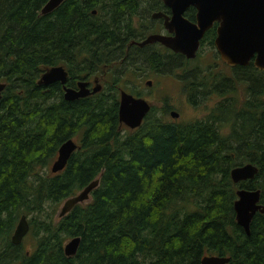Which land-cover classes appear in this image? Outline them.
Returning a JSON list of instances; mask_svg holds the SVG:
<instances>
[{
	"label": "trees",
	"instance_id": "obj_1",
	"mask_svg": "<svg viewBox=\"0 0 264 264\" xmlns=\"http://www.w3.org/2000/svg\"><path fill=\"white\" fill-rule=\"evenodd\" d=\"M47 1L0 0V264H200L206 256L264 264V213L246 235L233 210L238 189L259 190L264 207V71L250 61L222 64L229 74L216 65L187 72L200 53L194 60L171 54L167 66L144 55L130 43L154 31L149 14L161 0H65L41 15ZM194 11L184 17L192 21ZM214 36L209 29L201 44ZM125 53L147 58L156 74L186 70L180 80L192 104L218 101L201 120H164V104L163 118L151 107L139 128L122 127L119 89L140 93L119 73L118 62H130ZM57 66L68 87L105 72L102 91L68 102L59 83L38 85ZM70 139L78 149L64 169L46 172ZM248 163L257 174L234 184L231 169ZM94 180L87 201L54 219L58 205ZM21 216H29L30 251L11 243ZM76 237L77 251L66 257L64 243Z\"/></svg>",
	"mask_w": 264,
	"mask_h": 264
},
{
	"label": "water",
	"instance_id": "obj_2",
	"mask_svg": "<svg viewBox=\"0 0 264 264\" xmlns=\"http://www.w3.org/2000/svg\"><path fill=\"white\" fill-rule=\"evenodd\" d=\"M65 0H48L41 8L40 14L47 15L58 8ZM164 6L171 11V17L161 13L153 14V18L163 19V28L169 35L151 34L142 42H132L139 47L148 44H160L173 53L194 59L199 49L200 40L214 23L216 38L214 46L221 62L228 67L247 66L250 61L253 66L264 71V0H162ZM195 10V22L184 17L187 9ZM95 12H93L94 14ZM68 74L62 66L47 69L39 78L38 85L48 86L59 83L64 92V100L71 102L85 98L89 94L86 83L77 84L78 91L66 87ZM151 85L150 82L147 83ZM4 83H0V101ZM97 89L93 91L96 92ZM118 104V121L127 129H137L145 116L149 113L151 105L143 98H135L124 91L120 92ZM172 119L178 118L176 112H171ZM77 145L68 140L63 143L53 162L50 172L52 174L62 171ZM257 174V168L248 163L231 169L230 178L234 184L252 180ZM98 185V180L89 183L75 196L66 199L58 212V217L66 215L76 204L87 201L91 191ZM237 199L233 203L235 221L249 234V225L254 215L264 213L260 202V191L238 189ZM29 226L25 216H21L11 236V243L20 245L28 233ZM78 237L70 239L63 247L66 257H73L79 246ZM228 258L206 256L200 264H227Z\"/></svg>",
	"mask_w": 264,
	"mask_h": 264
},
{
	"label": "rangeland",
	"instance_id": "obj_3",
	"mask_svg": "<svg viewBox=\"0 0 264 264\" xmlns=\"http://www.w3.org/2000/svg\"><path fill=\"white\" fill-rule=\"evenodd\" d=\"M141 13V12H140ZM136 22V20H135ZM137 23V22H136ZM214 53H211L207 47L200 51V55L197 59L192 62H188L187 64V72L194 71V69L204 70L207 67H213L216 65V69L222 70L225 74H229V70L223 67L222 63L214 58ZM117 68H114L111 71V74L116 72ZM140 69V76L135 72L133 75L128 72L126 76V80H129L136 86L134 91L140 92L147 101H149L151 107L156 109L157 115L160 116V109L163 107L164 104H167V107H170V111L176 112L178 114V118L172 119L169 114L164 117V120L179 123V124H186L192 122L194 120H201L206 117L209 110L214 106V104L218 101V98L210 97L205 101H199L198 98L195 103H191L189 101V94L187 90H185V84L181 82L180 76L184 75V71L176 70L171 73H153L147 71V69ZM197 72V70H195ZM110 74V76H111ZM92 78V77H91ZM124 80V77L122 78ZM146 81H151V87L145 86ZM124 85V84H122ZM200 100V99H199ZM169 111V112H170ZM161 117V116H160ZM163 118V117H161ZM125 130H122L124 132ZM77 143L76 139H73ZM53 160L49 163L48 167L46 168V172H50V167L54 161ZM63 203V202H62ZM62 203L58 205L56 209V214L54 219H57V214L62 206ZM29 219V216L26 218ZM27 236V235H26ZM23 250L30 251L32 248L33 241L29 237L23 239ZM68 240L64 243L66 244Z\"/></svg>",
	"mask_w": 264,
	"mask_h": 264
},
{
	"label": "flooded vegetation",
	"instance_id": "obj_4",
	"mask_svg": "<svg viewBox=\"0 0 264 264\" xmlns=\"http://www.w3.org/2000/svg\"><path fill=\"white\" fill-rule=\"evenodd\" d=\"M161 3H162V0H161ZM193 9V8H192ZM143 10V9H142ZM156 13H161V14H163V15H165V16H167V17H171V11H170V9L168 8V7H166V6H164V4L162 3V7H161V9H156L155 11H153L152 13H150L149 14V16H150V21H151V24H153V25H151L153 28H154V31L152 32V33H145L144 34V36L143 37H140L139 38V41H132V42H137V43H140V42H142L147 36H149V35H151V34H162V35H169L165 30H164V28H163V19L162 18H153L152 17V15L153 14H156ZM195 11H194V15H193V20L191 21V22H195ZM141 14H142V16L143 15H146V16H148V13L146 12V10H143V11H141ZM217 24L216 23H214L213 24V26L210 28V29H212V28H214V32H215V36H214V38L212 39V44L211 45H209L208 44V42L207 43H204V44H201V40L203 39V37H202V39L200 40V44H199V49H198V52L197 53H200V51L201 50H203V49H205V47H207V49H209V51L211 52V53H214L213 54V56H214V58H216V59H218L220 62H221V60H220V57H219V55H218V52L216 51V49H215V46H214V40H215V38H216V28H217ZM207 32V31H206ZM205 32V33H206ZM131 42V43H132ZM130 43V45L131 46H136L137 48H139V49H142V50H144L146 53H144V55H147V57H153L154 59L156 58V59H159V60H161L162 62H163V66L164 65H166L167 66V64H169L170 63V61H173L172 60V58L174 59V57H171V54H173V55H176V56H178V57H183L184 59H186V60H188L187 58H185L183 55H181V54H178V53H173V52H171L170 50H166V51H159V52H156V51H154V49L156 48V47H158V46H161L160 44H157V43H155V44H148V45H145V46H143V47H139V46H137V45H135V44H131ZM163 47V46H162ZM166 49V48H165ZM197 53H196V56H197ZM119 55L121 54V53H118ZM125 55L126 56H128V58L130 57V62H126L124 59H122V60H120L119 62H118V64H119V66H120V68H121V71L119 72L121 75H122V77H124V80H126V76H127V74H126V70L127 69H125V70H123V68L126 66V65H128V64H130L131 62H137V63H139L138 65H139V67H141L142 69H147V71H150V72H152L151 70H150V68H149V66L147 65L148 64V59L147 58H141V60L140 61H137V57L135 56L136 54L135 53H125ZM127 58V59H128ZM196 58V57H195ZM194 58V59H195ZM136 59V60H135ZM194 59H189V60H194ZM222 64H223V62H221ZM253 63V62H252ZM114 65H116V64H114ZM225 65V64H224ZM226 67H228V66H226ZM236 67V66H235ZM138 67H133V66H131L129 69H131L129 72L133 75L135 72L138 74V76H140V71H142V70H140V69H137ZM229 68H234V67H229ZM255 68V67H254ZM256 69V68H255ZM258 70V69H257ZM260 71V70H259ZM111 72V71H110ZM118 72H116V73H118ZM114 73H115V71H114ZM159 73V72H158ZM157 73V74H158ZM68 74V73H67ZM105 76V72H103L101 75L100 74H96V75H93V76H88V77H84V78H82V79H79V80H77V81H75V84L74 85H70V87H68V86H66L67 88H71V89H73V90H76V91H78V87H77V84L79 83V82H83V83H86L87 85H86V90H89V94H88V96H86V97H89V96H93V95H95V94H97V93H99V92H101L102 91V89H103V84H104V77ZM92 77V78H91ZM68 79V78H67ZM148 82H150L151 83V85H152V82L151 81H146L145 82V86H147V87H151V85L150 86H148L147 85V83ZM127 84V83H126ZM128 86L130 85L132 88H135L136 89V86H134V84L132 83V82H130V81H128V84H127ZM95 89H97L96 90V92H94L93 93V91L95 90ZM121 91H124V90H121V89H119V94H118V104H119V99H120V92ZM62 92H63V89H62ZM124 92H126V91H124ZM127 94H130V93H128V92H126ZM63 95H64V92H63ZM130 95H132V94H130ZM138 95H140V97H138ZM133 97H135V98H143V95L142 94H138V93H136L135 95H132ZM64 98V97H63ZM79 99H81V98H79ZM144 100H146L145 98H143ZM78 100V99H77ZM147 101V100H146ZM72 102V101H71ZM148 103H149V101H147ZM150 104V103H149ZM172 111H170L169 112V116H170V113H171ZM142 123H143V121H142ZM142 123H141V125H142ZM121 125V124H120ZM140 125V126H141ZM122 127H124L123 125H121ZM139 126V127H140ZM138 127V128H139ZM126 128V127H125ZM70 140H72L73 141V139H70ZM68 141V140H67ZM76 145H77V148H76V150L78 149V144L75 142V141H73ZM65 143V142H64ZM59 149V148H58ZM76 150H74L73 152H75ZM58 151V150H57ZM72 152V153H73ZM71 156V155H70ZM56 157H57V154H56V156H55V159H54V161L56 160ZM53 161V162H54ZM53 164V163H52ZM52 166V165H51ZM50 169H51V167H50ZM29 231V230H28ZM27 235V234H26ZM26 237V236H25ZM24 237V238H25ZM23 238V239H24ZM22 243V242H21Z\"/></svg>",
	"mask_w": 264,
	"mask_h": 264
}]
</instances>
